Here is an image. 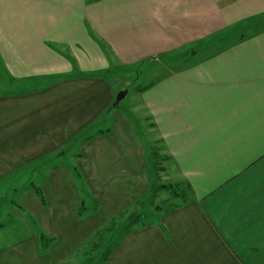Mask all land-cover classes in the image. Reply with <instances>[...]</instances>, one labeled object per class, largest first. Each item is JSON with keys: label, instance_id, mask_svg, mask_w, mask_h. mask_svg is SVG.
Wrapping results in <instances>:
<instances>
[{"label": "crops", "instance_id": "obj_1", "mask_svg": "<svg viewBox=\"0 0 264 264\" xmlns=\"http://www.w3.org/2000/svg\"><path fill=\"white\" fill-rule=\"evenodd\" d=\"M152 63L166 68L148 72L135 108L173 164L169 184L190 190L105 264H264V0H0V70L30 85L0 95V216L30 224L8 237L0 223V264H81L92 235L150 190L149 143L105 76Z\"/></svg>", "mask_w": 264, "mask_h": 264}, {"label": "rangeland", "instance_id": "obj_2", "mask_svg": "<svg viewBox=\"0 0 264 264\" xmlns=\"http://www.w3.org/2000/svg\"><path fill=\"white\" fill-rule=\"evenodd\" d=\"M200 57V56H199ZM198 58H193L191 59V61L193 60V65L196 64ZM201 58H199L200 60ZM165 63V61H163ZM184 62V61H183ZM182 62V63H183ZM166 68V66H164V64L162 63H152V64H143L140 65L136 68H132V70L136 71H130V72H125V75H110V76H105V77H110V83L112 84V82L115 84L114 85V89L115 91H117L116 95H118L120 92L123 91H128V94L126 96V98L121 102L120 107L123 110H127L128 113L131 114V116L136 120H132L134 121L133 124L136 128V132L142 137V140L144 142V140L146 142L149 143V145L146 143V149L148 151V155H151V152L158 151L159 148L158 146H155V148L152 146V143L150 142L152 140V138L150 136H148L147 133V128L145 127V125H143L142 120L140 119V112L137 108H135L136 103L140 101L141 98V94L138 91L139 87H145L148 86L150 84L149 78H148V72L149 71H157V70H164ZM23 89H30V85H24V86H16L13 83L11 84L9 81V76L4 73V70H0V95H2L3 93L5 95H13V93H19L22 92ZM108 124L103 121L101 123H95L93 125V129L90 131V135L94 134L95 132L99 131V130H104L106 128ZM75 145V144H74ZM72 145V147L70 148V150H66V151H60L56 157V160H59L60 162H66L68 161L71 157H73L75 155V157H77L78 154H80V147L79 145ZM150 147V150H149ZM159 152V151H158ZM155 154V155H154ZM155 160L153 161H149V178H150V183H156V184H169L172 183L167 179V176L165 175L166 172V167L168 168L169 166H173V164L171 162L168 163L166 156H164L162 153H153ZM79 157V156H78ZM150 160V159H149ZM169 164V166H168ZM78 172H80V169L78 167H76ZM31 194H33L32 196L34 197H29V199H31V201L34 202V200H38L41 202L40 197L38 196V194H36L35 190H31ZM145 193L144 196H142L140 200H144L146 199V201H148V204H145L144 206H137L138 202L136 203L135 206H133L129 212H132L133 210H135L137 208L136 212H139L140 217L142 220L146 221L149 219H152L153 217L158 216V212L157 210H154L155 206H161L163 208V210H167L168 208H170L172 206L171 202V198H173L170 194H168L167 192H163V191H159L157 193L154 194V197L152 200H150V194ZM4 200L8 201L7 199V194H5L4 196ZM20 196H17L16 199L18 200ZM35 198V199H34ZM151 201V202H150ZM36 202V201H35ZM150 202V204H149ZM0 206H2L4 208V212L6 211L5 208H7V206L5 205V203H1L0 202ZM86 207L88 209L89 207V201L88 199H86ZM22 213V212H21ZM5 215L3 216V218L0 216V223H3L5 226V229L3 230V232L6 233V236L11 237L12 235L9 234L10 232V227H16L17 229L23 231V229L28 228L30 226L29 222L25 219V220H20L15 214H13V218L14 221H11L10 219H5ZM30 220H32L33 222H35V219L32 217L30 218ZM89 251V256L91 258H95L97 256V258L94 260V262L92 264H105L104 261H99V255L92 251L91 249H88ZM99 261V262H98Z\"/></svg>", "mask_w": 264, "mask_h": 264}, {"label": "trees", "instance_id": "obj_3", "mask_svg": "<svg viewBox=\"0 0 264 264\" xmlns=\"http://www.w3.org/2000/svg\"><path fill=\"white\" fill-rule=\"evenodd\" d=\"M144 89L145 88L143 87L140 90H144ZM124 111H125V114L131 120L136 121L131 116V114L128 113L126 109ZM92 129H93V126L90 127L88 130H86L83 134L79 135L76 139H74L73 143L78 144L82 141L91 140L92 137L90 136V131ZM71 147L72 145L69 146L67 150H69ZM153 153H159V152L158 151L154 152L153 150ZM153 153L151 152V155L149 156L150 162L155 160L154 158L155 154L153 155ZM79 179L80 178H78V180ZM188 190H190L189 186L186 187V186H180V185H174V184L153 183L151 184L148 194L151 193L150 200H152L154 197V194L159 191L167 192L174 198H180L184 200L185 197L187 196ZM35 192L36 194H38L40 199L44 202V197L42 195V192L37 188H35ZM146 199L140 200L137 206H144L145 204H148V201H146ZM85 203H86V196H84V199L82 200L83 206H81L80 208V211H79L80 215L85 213V210L87 209V207L85 206ZM170 209L171 208H168L167 211H169ZM154 210L162 211L163 208L157 205L154 207ZM136 211H137V208L133 210L132 212L127 211V212L121 213L118 216L109 220L105 226L98 229L92 235L89 242H87V244L79 251V253H77L78 256L80 257L81 264H92L94 260L97 258V256L95 258H91L89 256L90 253L88 249H91L92 251L96 252L99 255V261H104L106 263L111 257L112 253L115 251V249L120 244L121 240L128 233H130L136 226H145L148 223L152 222V219H149L146 221L142 220L139 212H136ZM39 239H40V247H41L42 253H47L50 243L53 241V239L46 235H41Z\"/></svg>", "mask_w": 264, "mask_h": 264}, {"label": "water", "instance_id": "obj_4", "mask_svg": "<svg viewBox=\"0 0 264 264\" xmlns=\"http://www.w3.org/2000/svg\"><path fill=\"white\" fill-rule=\"evenodd\" d=\"M127 94H128V91L120 92L116 97L113 108H118L121 102L126 98Z\"/></svg>", "mask_w": 264, "mask_h": 264}]
</instances>
